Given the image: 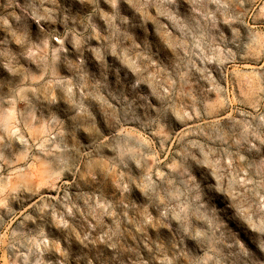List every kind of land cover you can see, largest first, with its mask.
<instances>
[{
	"label": "clouds",
	"instance_id": "1",
	"mask_svg": "<svg viewBox=\"0 0 264 264\" xmlns=\"http://www.w3.org/2000/svg\"><path fill=\"white\" fill-rule=\"evenodd\" d=\"M0 264H264V0H0Z\"/></svg>",
	"mask_w": 264,
	"mask_h": 264
}]
</instances>
